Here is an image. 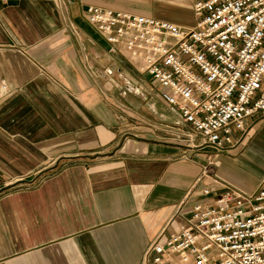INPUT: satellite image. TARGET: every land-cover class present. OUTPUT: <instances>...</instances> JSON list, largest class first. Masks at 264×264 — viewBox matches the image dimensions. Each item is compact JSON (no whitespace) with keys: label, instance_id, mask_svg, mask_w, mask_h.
<instances>
[{"label":"crops","instance_id":"1","mask_svg":"<svg viewBox=\"0 0 264 264\" xmlns=\"http://www.w3.org/2000/svg\"><path fill=\"white\" fill-rule=\"evenodd\" d=\"M90 6L196 23L189 0H0V264H147L204 189L256 191L218 179L239 147L217 155L171 139L179 112L111 51Z\"/></svg>","mask_w":264,"mask_h":264},{"label":"built area","instance_id":"2","mask_svg":"<svg viewBox=\"0 0 264 264\" xmlns=\"http://www.w3.org/2000/svg\"><path fill=\"white\" fill-rule=\"evenodd\" d=\"M189 2L191 29L95 6L85 18L179 112L167 128L171 139L220 155L241 145L264 115V0ZM6 94L0 81V100ZM4 185L0 174V193ZM202 196L165 243H151L147 264H264V179L252 194L227 187Z\"/></svg>","mask_w":264,"mask_h":264},{"label":"rangeland","instance_id":"3","mask_svg":"<svg viewBox=\"0 0 264 264\" xmlns=\"http://www.w3.org/2000/svg\"><path fill=\"white\" fill-rule=\"evenodd\" d=\"M255 120L256 122L253 124L254 127L260 121H263L264 123V115H259ZM257 127L253 128V130L248 133L246 140L238 146L240 155L242 154V156L236 158L238 159L237 162H239L237 167H230L228 166L229 164L226 166L224 165V167L222 166V168H219V171L217 173V175H220L218 179L226 184H229L228 182L231 183V181L233 182L236 179L238 180L239 178H242L241 180H243L244 182L248 180V187H250L248 192L250 193L255 191L260 182L264 179V133L260 132L263 130L256 132ZM244 158L249 160L250 163L244 164L243 171L245 172H242L240 170L243 165H241V160H243ZM208 170L210 172L208 171L209 173L207 175H212V172L214 171L213 168H209ZM245 173L247 174L248 179H246ZM260 177H262V179L259 183H257L256 179ZM228 188L236 190L231 186H228Z\"/></svg>","mask_w":264,"mask_h":264}]
</instances>
